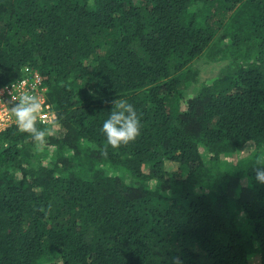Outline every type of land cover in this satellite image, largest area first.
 Wrapping results in <instances>:
<instances>
[{"label": "trees", "instance_id": "obj_1", "mask_svg": "<svg viewBox=\"0 0 264 264\" xmlns=\"http://www.w3.org/2000/svg\"><path fill=\"white\" fill-rule=\"evenodd\" d=\"M28 67L56 134L0 131V264H264V0H0V87ZM115 99L141 135L104 156Z\"/></svg>", "mask_w": 264, "mask_h": 264}, {"label": "clouds", "instance_id": "obj_2", "mask_svg": "<svg viewBox=\"0 0 264 264\" xmlns=\"http://www.w3.org/2000/svg\"><path fill=\"white\" fill-rule=\"evenodd\" d=\"M10 116L18 132L28 134L36 149L41 150L46 144L49 136L56 134V120L45 121L42 118L44 112L43 102L40 96L25 87L19 95L11 96ZM112 103L110 115L103 122L100 132L106 143L101 149V155L107 156L108 148L118 149L122 145L134 142L141 135V118L134 106L126 99H115ZM44 124L43 128L37 124ZM255 179L264 183V154L255 158ZM49 211L51 205L48 206ZM44 211V209H40ZM47 214V212H46Z\"/></svg>", "mask_w": 264, "mask_h": 264}, {"label": "built area", "instance_id": "obj_3", "mask_svg": "<svg viewBox=\"0 0 264 264\" xmlns=\"http://www.w3.org/2000/svg\"><path fill=\"white\" fill-rule=\"evenodd\" d=\"M25 87L41 97L44 106L42 118L46 122L56 119V114L52 109V105L46 101V87L43 85L42 77L38 71L31 69L25 71L19 79L12 80L0 87V131L14 124L13 121L8 118L11 108L8 103H10L11 96L19 95V92Z\"/></svg>", "mask_w": 264, "mask_h": 264}, {"label": "rangeland", "instance_id": "obj_4", "mask_svg": "<svg viewBox=\"0 0 264 264\" xmlns=\"http://www.w3.org/2000/svg\"><path fill=\"white\" fill-rule=\"evenodd\" d=\"M228 60L227 59H221L218 57H210L209 55H201L198 58H196L192 65H191V71L190 75L194 74V81L190 85L189 88L186 89V92L184 94L185 98H189L193 95V93L200 87L202 82L207 81L208 79H212L218 76V74L224 70V68L227 66ZM33 69L32 67H28L26 71H29ZM8 105L11 107V103H8ZM10 126V125H9ZM244 154V153H243ZM240 153L239 156L243 155ZM233 159L232 161L239 158L238 155H232ZM166 170L169 173H175L178 169V165L174 162H167L165 166ZM237 221L241 222L244 220V215L242 213L238 214ZM12 226V225H11ZM52 262L60 264L58 260H53Z\"/></svg>", "mask_w": 264, "mask_h": 264}]
</instances>
